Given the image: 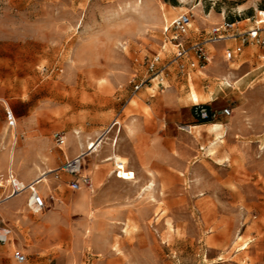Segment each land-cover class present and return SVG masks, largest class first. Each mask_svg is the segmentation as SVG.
I'll return each mask as SVG.
<instances>
[{
  "label": "rangeland",
  "instance_id": "374dc122",
  "mask_svg": "<svg viewBox=\"0 0 264 264\" xmlns=\"http://www.w3.org/2000/svg\"><path fill=\"white\" fill-rule=\"evenodd\" d=\"M263 12L264 0H0V182L6 186L9 167L17 177L54 171L78 151L73 136L84 143L108 131L109 145L81 162L91 180L81 191L119 197L92 209L95 231L80 237L76 228L93 214L75 211L81 191L67 188L69 176L49 173L37 186L47 202L39 214L28 210V190L16 195H27L26 209L6 225L25 249L37 247L27 264H264V48L247 46L227 62L217 44L204 70L171 67L163 92L134 93L131 82L134 71L145 75L135 60L160 51L164 27L179 15H192L189 36L201 40L223 17L249 18L238 26L251 28ZM3 102L16 116L15 134ZM201 103L231 113L182 131ZM136 112L154 131L134 143L124 130ZM55 133L65 136L61 150ZM112 146L119 165L114 153L102 161ZM48 217L64 221L66 232L33 239L31 226L54 223Z\"/></svg>",
  "mask_w": 264,
  "mask_h": 264
},
{
  "label": "built area",
  "instance_id": "2783aa9c",
  "mask_svg": "<svg viewBox=\"0 0 264 264\" xmlns=\"http://www.w3.org/2000/svg\"><path fill=\"white\" fill-rule=\"evenodd\" d=\"M260 15L261 13H259ZM240 22H230L224 19L222 23L213 25L201 40H191L189 34L192 27V15L185 13L173 19L163 29L160 51L150 57L144 56L141 62L138 59L135 60V63L144 67L145 75L139 78L138 72L134 71L131 81L133 82L134 93L139 92L144 87L146 89L155 88L160 92L166 90L168 88L167 77L171 67H174L181 75L188 71L204 70L212 63L213 51H215L217 44H223V58L227 62L238 59L247 46L254 45L264 48V21L259 19L254 22L253 27L248 29L239 27ZM4 112L7 129L13 131L16 128L15 115L8 106L4 108ZM230 113L231 108L216 111L205 104H197L192 108L193 116L202 122H213L220 116H228ZM113 126L120 127V123L115 122ZM106 133L108 131H104L94 140V146L92 144L87 145L83 152L81 151L72 159H66L58 169L52 171L54 178L59 179L60 173L69 176L67 185L72 192H78L82 188H91L89 177L81 175V161L84 156L91 155L99 148ZM53 140L56 147L61 150L65 144L64 134L55 133ZM39 179L32 182V186H30L18 181L13 174H7L5 182L6 187L9 188V194L6 198L14 197L24 190H29L32 193L29 200H32L34 208L28 205V210L33 214L41 213L45 209V201L42 196L35 194L32 188ZM0 188L3 187L0 185ZM11 235L12 230L0 224V244L6 243L7 238ZM13 259L17 264L26 263V256L19 250L13 252Z\"/></svg>",
  "mask_w": 264,
  "mask_h": 264
},
{
  "label": "crops",
  "instance_id": "0c3cea01",
  "mask_svg": "<svg viewBox=\"0 0 264 264\" xmlns=\"http://www.w3.org/2000/svg\"><path fill=\"white\" fill-rule=\"evenodd\" d=\"M223 20H224V17L221 19V21L219 23H216V25L222 23ZM247 21H250V19L248 18V20H241L240 24L243 22H247ZM243 29H248V27H245ZM203 31H204V33L198 35V36H200L201 39L206 36L208 29L204 28ZM191 40H195V39H191ZM239 68H240V66H238L236 68H230V69H232L233 71H237ZM217 100H218L217 98L211 99L209 102L214 103ZM0 102H1V100H0ZM165 103L169 107V110H173V111L176 110L177 111V109H178L177 104L178 103L175 99L169 98V99H167V101ZM2 104L7 105V103H5V102H3ZM201 104H205V105L208 104L207 106H210V103H201ZM195 105H197V104H195ZM185 108L187 109L189 107L185 106ZM192 108L189 109L190 110V116L187 117L188 125L180 127V129L182 131H185V132L198 131V130H202L201 128L208 126V122H201L193 116ZM176 113L177 112H173V115L175 116ZM15 118H16V116H15ZM211 125L216 126L217 124H211ZM16 126H17V122H16ZM15 129L13 131H10V132L11 133L13 132L15 134V132H14ZM124 131H131V138L132 139H130V140H131V142L134 141V143H136L139 139L141 140L143 137H145V136L147 137L149 135V133L154 131V124H153V121L151 119H149V117L147 116L146 113L136 112V115H132L131 119L129 120L128 129H126ZM13 137H16V135H14ZM73 138L77 142V147H78L77 150L78 151H76L75 153L69 154L70 158L66 157L65 160L66 159H72V158L76 157L79 153H81L83 147L85 148L87 145H89L88 143L90 141L91 142L94 141V140L88 139L83 143L80 136L78 138H75V136H73ZM108 140L109 139L105 140L104 144H102V147L109 145L107 143ZM13 142L16 143V138L13 139ZM102 147H100V148H102ZM67 148H68V144H67ZM113 148H114V146H112L110 154L108 156H105L102 161H105L106 158H108L112 153H114L117 156V162L119 165L118 160L120 157L115 153V150ZM94 153H96V151ZM0 160H1V163L3 164L5 161V158L1 157ZM84 160L87 162L88 161L87 157L84 158ZM114 169L122 170L123 166L122 165L119 167L115 166ZM51 171H53V170H51ZM114 173L115 172L113 171V174ZM39 176H40V174L35 175L34 177L30 174H29V176H24L22 173V174H18V177L17 176H14V177H16L18 179V181H22L25 185H28V184L34 182L35 179H38ZM6 186L3 187L5 189L4 192H6L5 193L6 195L5 196L3 195L2 197H0V217H1L0 218L1 219L0 224H3L5 226H7L6 222L9 221V216H11V215L18 216V215H21L23 213V210L26 209L25 208V201H26V197H27V195L22 194V195H24V198L21 201V206H16V201L22 195H19L17 197L14 196L11 198H6L7 195L9 194V188ZM66 186L69 189L67 184H66ZM44 188L47 189V188H49V186L44 187ZM0 189H2V188H0ZM80 191H78V192H80ZM39 192H40V196H42V198L44 199L45 204H46L47 203L46 198H45L46 190L44 191L45 192L44 195L41 193L40 190H39ZM91 193H92V191L90 193L81 191V193H79L75 198L72 199L73 200L72 205H73L76 212H78V213H80V212L92 213V209H98L99 207H103L106 203H109L110 201L119 198V197H117L118 195H116L115 193H101L97 197L93 196V194H91ZM51 199L54 200V197H51ZM61 199L68 200V195L66 193L61 194ZM61 209H62V204H57L55 207L54 213H58ZM92 214H93V216L91 217L90 221H89V219H87L85 222H83L82 225L84 226V228H82L81 230H80V228L79 229L76 228L77 231L76 230L75 231L77 232L78 236L85 237V235L86 236L90 235L95 231V226L97 225V218H96L97 216L94 213H92ZM46 220H48V221L53 220L54 223L45 222V223H42L39 225L36 224V225L31 226V233H32L31 237L33 239H36L37 237H39L40 233H47V236L49 238L50 237L51 238H60L63 235V233L66 232V223L64 221L61 222V220H59L58 223H55L56 220L54 218L52 219L49 217ZM10 229L12 230V234H13V231H15V229H13V228H10ZM36 248L37 247L34 246L33 248L31 247L29 249H25L24 248V242H22V238L18 237V241H15L13 235H11V237L7 238L6 243L0 244V264H17L13 259V252L15 250L21 251L26 256V263H24V264H27V255L31 254L33 251H35Z\"/></svg>",
  "mask_w": 264,
  "mask_h": 264
},
{
  "label": "bare ground",
  "instance_id": "6f19581e",
  "mask_svg": "<svg viewBox=\"0 0 264 264\" xmlns=\"http://www.w3.org/2000/svg\"><path fill=\"white\" fill-rule=\"evenodd\" d=\"M103 140V139H102ZM105 140H106V137H105V139L102 141V143H101V145L99 146V148L100 147H102V144H104V142H105ZM88 144H92L93 146L95 145L94 144V141L93 142H89ZM98 149V148H97ZM97 149L95 150V151H97ZM94 151V152H95ZM93 152V153H94ZM87 156H84L83 157V159H82V161L84 160V158H86ZM81 161V162H82ZM52 171L51 170H48V171H46V172H42L41 174H40V176H39V180L37 181V183L35 184V185H33V191H34V193L35 194H38V195H40V193H39V191L37 190V186L38 185H40L41 183H43V182H45L46 181V179H47V175L49 174V173H51ZM8 174H11V167H9V170H8ZM36 180V179H35ZM0 185H1V187H5V186H3L2 185V182H0ZM30 186H32L31 185V183L29 184ZM29 191V190H28ZM30 192V191H29ZM31 195H32V193L30 192V195H29V198H28V202H27V205H30L32 208H34L33 206H32V200H29L30 198H31ZM28 207V206H27ZM7 241V240H6Z\"/></svg>",
  "mask_w": 264,
  "mask_h": 264
}]
</instances>
